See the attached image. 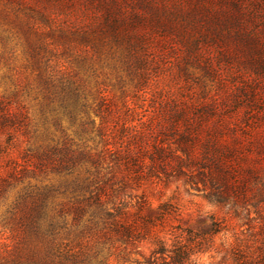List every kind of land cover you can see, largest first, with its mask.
I'll use <instances>...</instances> for the list:
<instances>
[{
  "label": "rangeland",
  "instance_id": "obj_1",
  "mask_svg": "<svg viewBox=\"0 0 264 264\" xmlns=\"http://www.w3.org/2000/svg\"><path fill=\"white\" fill-rule=\"evenodd\" d=\"M47 77L80 83L76 108L50 102ZM0 102L23 115L21 164L65 144L107 147L109 165L132 151L125 201L136 211L145 198L144 216L165 206L160 236L191 231L199 264L263 254L264 0H0ZM63 176L8 189L0 264L15 260L7 210L25 183L63 188ZM152 247L112 249L110 264H146Z\"/></svg>",
  "mask_w": 264,
  "mask_h": 264
},
{
  "label": "trees",
  "instance_id": "obj_2",
  "mask_svg": "<svg viewBox=\"0 0 264 264\" xmlns=\"http://www.w3.org/2000/svg\"><path fill=\"white\" fill-rule=\"evenodd\" d=\"M45 85L51 103L65 109L79 104L82 91L75 79L56 82L47 77ZM23 121L21 112L0 102V133H6V141L0 140V205L8 189L15 182L24 184L28 174H64V185L25 183L8 208L11 217L19 218L10 230L16 237L11 264H110L112 249H138L146 242L153 245L146 264H199L195 258L204 250L201 242L193 244L191 231L186 239L162 237L156 231L164 223L165 206L157 216H144L142 209L150 203L141 197L136 211H130L125 201L130 185L123 177L133 170L132 151H115L116 161L109 165L107 147L93 155L65 144L24 156L21 164L14 155L18 139L11 129ZM105 127L104 123L102 130ZM101 137L106 141L104 134ZM90 237L93 240L84 241ZM105 249L109 255L103 254ZM262 253L242 264H264Z\"/></svg>",
  "mask_w": 264,
  "mask_h": 264
}]
</instances>
